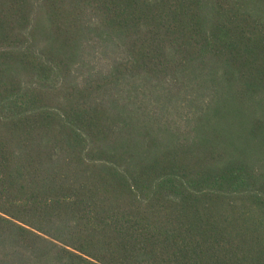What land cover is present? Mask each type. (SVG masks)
I'll list each match as a JSON object with an SVG mask.
<instances>
[{"label":"trees","instance_id":"trees-1","mask_svg":"<svg viewBox=\"0 0 264 264\" xmlns=\"http://www.w3.org/2000/svg\"><path fill=\"white\" fill-rule=\"evenodd\" d=\"M0 264H264V0H0Z\"/></svg>","mask_w":264,"mask_h":264}]
</instances>
